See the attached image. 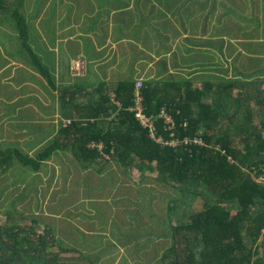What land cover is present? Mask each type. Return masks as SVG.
Instances as JSON below:
<instances>
[{
	"label": "trees",
	"instance_id": "16d2710c",
	"mask_svg": "<svg viewBox=\"0 0 264 264\" xmlns=\"http://www.w3.org/2000/svg\"><path fill=\"white\" fill-rule=\"evenodd\" d=\"M24 5L25 0H0V31L14 23L12 41L18 39L32 70L57 93L63 120L50 141H34L40 146L35 151L29 142L0 146V179L13 177L34 187L39 197L37 183H44L41 174H48L56 158L82 167L89 180L119 169L136 186L155 181L177 194L167 213L164 233L170 245L162 264H264V80L256 78L259 72L226 73L225 79L212 77L195 87L172 78L91 86L82 81L87 66L84 75L72 76L71 60V82H59L33 46ZM138 83L145 113L155 117L163 142H155L130 111ZM163 108L177 124L173 132L158 119ZM65 163L64 179L71 171ZM19 176L26 178L19 181ZM11 184L0 191V206L11 207L8 223L0 224V264H98V253L106 256L102 251L109 246L94 233L91 240L80 237L78 257L64 258L78 252L77 243L55 239V226L38 217H33L36 227L24 225L27 217L18 204L24 206L26 193L12 198ZM45 207L37 206L36 212Z\"/></svg>",
	"mask_w": 264,
	"mask_h": 264
},
{
	"label": "crops",
	"instance_id": "0c3cea01",
	"mask_svg": "<svg viewBox=\"0 0 264 264\" xmlns=\"http://www.w3.org/2000/svg\"><path fill=\"white\" fill-rule=\"evenodd\" d=\"M226 1L25 0L24 12L33 32V46L56 79L70 83L69 64L71 60L82 59L87 66L82 81L94 86L126 80H188L190 67L204 71L207 53L204 47L199 48L198 45L207 41L220 42L208 19L215 27ZM195 24V29L199 28L198 33L190 28ZM219 31L222 32L221 27L218 34ZM229 39L231 41L232 37ZM229 56L232 58V49ZM209 60L211 62L212 58ZM223 72L228 73L227 70ZM62 120L57 93L48 87V81L32 70L29 59L11 36L0 40V146L30 144L35 151L40 146L34 141L38 138L44 144L50 141L57 134ZM64 160L68 159L52 160L50 168L62 165ZM68 163L65 164L70 166L71 171L65 180L74 175L89 179L88 172L82 167L77 169L70 161ZM55 176L54 172L53 180ZM110 177L118 180V191L112 195L114 198L119 194V188L128 183L131 188H138L133 182L123 181L125 171L112 170ZM83 190L86 193V187ZM122 197L125 196L118 195L120 200ZM117 204L105 206V210L109 207L124 210L121 203ZM92 221L95 222V219ZM104 224L91 223L89 229L83 231L73 227L67 233L68 239L77 243L80 253L83 247L79 245L80 237L91 240L94 233H99L97 237L100 239L105 236L103 234L109 237L108 226L106 228ZM63 225L67 227L69 222L65 221ZM102 246L97 245V248L103 250ZM120 248L123 249V246L120 245ZM106 256L109 257V254ZM101 259L96 262L103 264L105 259Z\"/></svg>",
	"mask_w": 264,
	"mask_h": 264
},
{
	"label": "rangeland",
	"instance_id": "374dc122",
	"mask_svg": "<svg viewBox=\"0 0 264 264\" xmlns=\"http://www.w3.org/2000/svg\"><path fill=\"white\" fill-rule=\"evenodd\" d=\"M228 1H226L227 4L223 3L225 8L221 18L216 19L215 27L212 20L208 19L211 29L214 28L213 32L219 35L220 42L207 41L198 45L199 48L204 47L203 49H206L207 53L205 59L207 65L204 66V71L196 67L188 69L190 76L188 80L194 87L196 84H203L212 77L227 78L224 70L232 74L231 76L246 74L249 71L253 74L258 71L256 78L264 80V0H231L230 4ZM4 26L5 30L1 29L7 33L0 31V40L8 39L13 36L11 32L16 31L14 23ZM195 27L196 24L190 26L192 29ZM219 27L222 28V32L219 31L220 34H218ZM198 31L199 28H196L195 32L198 33ZM230 36L232 37L231 41ZM17 42H19L18 39ZM231 49L232 58L229 56ZM210 58H212L211 62ZM209 62L212 64L210 65ZM72 80L79 79L73 78ZM240 91L237 89L238 93ZM66 163L69 164L68 160ZM52 165L55 167V163ZM54 172L56 176L53 180ZM62 172V167L59 165L50 168L49 174H41L45 185H41V181L37 183L40 185L39 197L36 195L37 191L33 189L34 187L20 184L13 177L9 180L0 179V191L3 190V186H8L11 183L15 187L12 198L22 196L24 191L26 193L24 206L18 204L20 210L25 212L27 217L23 224L36 227L33 217L51 223L55 226V239H61L70 246H73V243L69 241L70 237L67 233L72 231L73 227L83 231V229L88 230L91 223H105L110 235L107 237L106 234H103L106 237L103 236L101 239L109 247L102 252L108 253L109 257H104L103 264H162L160 259L167 246L170 245L169 234L164 233L167 213L171 206V198L173 195H177L170 187L160 185L155 181H148L149 183H145L143 186H137L136 190L131 188L128 183L119 188L118 195L125 196L120 200L118 195L115 198L112 197L118 191L116 186L118 180L111 178L110 175L106 174L101 177L102 180L97 176L89 180L86 177L79 178L78 175H74L73 178L68 177L67 181L63 178ZM25 178V176H19L18 180L23 181ZM263 179L261 180L264 181ZM123 181L130 182L126 177ZM52 182L56 187H53ZM133 183H136L135 180ZM85 187L86 193L83 190ZM46 191L49 194L50 192L54 193L49 197V194L46 195ZM43 197L48 198L46 207L43 213L42 211L36 212L37 206H45L46 199ZM117 202L122 204L124 210L121 211L118 207H115L116 210L113 207L105 210V206H118ZM2 203L4 202L0 201V204ZM196 207L200 208V206ZM10 208L8 203L6 206H0V224L8 223ZM92 219H95V222ZM65 221L69 222V226L63 227ZM39 228L42 231L45 227L40 225ZM103 229L102 226L101 231ZM99 239L100 237H97V241ZM115 245L118 246V250H115ZM120 245L123 246V249L120 248ZM73 251L63 257L67 260L73 256L78 257L80 253ZM99 254L100 252L96 257L98 260L102 258ZM64 258L62 263L67 262Z\"/></svg>",
	"mask_w": 264,
	"mask_h": 264
},
{
	"label": "built area",
	"instance_id": "2783aa9c",
	"mask_svg": "<svg viewBox=\"0 0 264 264\" xmlns=\"http://www.w3.org/2000/svg\"><path fill=\"white\" fill-rule=\"evenodd\" d=\"M86 71V64L82 59H75L71 63V73L72 76H82L85 74ZM142 83H138L136 86V93L134 98V104L130 111L134 113L136 120L140 122L142 127L149 131L150 137L155 142H163L164 140L156 134V127H155V117H149L145 113V106H144V96L141 93ZM158 119H163L165 125L167 126V130L173 132L177 129V124H175L172 117L165 111L163 108L160 112ZM171 137H174V134H171ZM174 144L173 142H169ZM195 143L203 144L201 139H195ZM168 144V142H165Z\"/></svg>",
	"mask_w": 264,
	"mask_h": 264
}]
</instances>
